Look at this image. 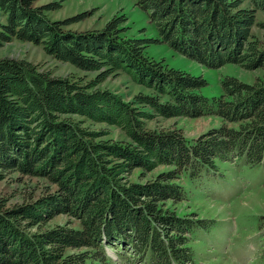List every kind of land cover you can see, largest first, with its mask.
Returning <instances> with one entry per match:
<instances>
[{
  "label": "trees",
  "instance_id": "16d2710c",
  "mask_svg": "<svg viewBox=\"0 0 264 264\" xmlns=\"http://www.w3.org/2000/svg\"><path fill=\"white\" fill-rule=\"evenodd\" d=\"M248 1V4H244ZM158 36L123 37L122 18L102 28L64 29L34 0H0V47L16 39L41 45L55 59L92 79L55 76L36 64L0 57V181L10 173L43 179L20 202L0 197V264H111L105 247L124 264H194L195 228L211 219L177 211L182 179L217 162L264 163V78H221L218 96L207 97L201 75L165 67L148 57L149 44H166L210 68L227 63L264 69V41L252 28L264 22V0H137ZM123 72L148 89L131 100L97 87ZM80 116L119 128L126 140L103 138ZM156 116L210 117L219 125L188 138L181 127L154 129ZM165 166L155 174L158 167ZM139 168L143 181L130 179ZM150 174V176H147ZM60 214L77 220L50 225Z\"/></svg>",
  "mask_w": 264,
  "mask_h": 264
},
{
  "label": "rangeland",
  "instance_id": "374dc122",
  "mask_svg": "<svg viewBox=\"0 0 264 264\" xmlns=\"http://www.w3.org/2000/svg\"><path fill=\"white\" fill-rule=\"evenodd\" d=\"M55 5L45 10L51 20L69 23L64 29L83 31L102 28L113 17L122 18L119 28L123 37L151 38L158 36L154 23L148 13L137 5V0H34L37 6ZM244 4H248L246 1ZM5 17L0 11V21ZM257 20L264 22V13H257ZM252 32L264 41V28L256 25ZM146 55L165 67H172L187 71L193 75H201L207 85L200 91L207 97L218 96L222 93L220 80L225 75L234 76L242 81L256 82L264 78V69L254 70L227 63L218 68H210L192 60L168 45L149 44L145 48ZM26 59L40 70H47L55 76H68L82 79L83 82L93 78L94 73L84 72L72 64L59 61L48 55L41 45L31 42H21L13 39L0 47V57ZM99 88L109 89L125 100H131L139 91L148 92L145 87L134 83L128 75L117 72L108 76L98 84ZM74 118L82 120L83 125L90 129H106L103 138L112 140H126L123 132L106 123H94L80 116ZM218 119L210 117H174L163 118L156 116L147 120L150 128L162 129L181 127L184 135L193 138L212 127L219 125ZM158 167L156 172L165 169ZM147 176H150L148 174ZM130 179L143 181L141 170L136 168ZM184 200L180 202L179 214H198L200 218L211 219L209 228H195L190 239L194 255V264H264V164L247 166L242 162L233 164L227 161L217 162L215 171L202 170L195 178L182 179ZM48 184L43 179L22 175L19 172L10 173L0 181V197L6 198L9 204L20 202L26 192L34 186V194L40 193V186ZM72 225L77 220L60 214L49 221L50 225L66 223ZM117 248L107 247L111 264H124L118 259ZM116 257V258H115ZM115 258V259H114Z\"/></svg>",
  "mask_w": 264,
  "mask_h": 264
}]
</instances>
